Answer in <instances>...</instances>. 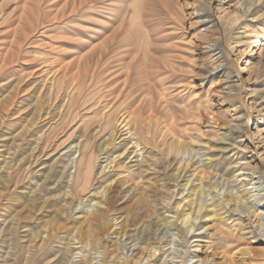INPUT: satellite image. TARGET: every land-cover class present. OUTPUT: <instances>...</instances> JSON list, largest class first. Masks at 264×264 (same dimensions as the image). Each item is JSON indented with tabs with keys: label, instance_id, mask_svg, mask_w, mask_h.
I'll return each instance as SVG.
<instances>
[{
	"label": "bare ground",
	"instance_id": "bare-ground-1",
	"mask_svg": "<svg viewBox=\"0 0 264 264\" xmlns=\"http://www.w3.org/2000/svg\"><path fill=\"white\" fill-rule=\"evenodd\" d=\"M162 1L168 6H173L177 0ZM258 11H262L264 16L262 0H248L245 11L230 13L226 19L231 24L237 23L244 17L255 15ZM105 33L101 30L93 38L79 39L87 49L79 57V61L104 53L103 49L110 37ZM18 50V47L11 43L9 49L0 52V70H3L7 60ZM49 61L50 59H46L44 63ZM37 71L35 74H40L41 78L42 72L45 71L50 76L44 77V83L40 85L41 88L39 87L36 93L39 90H44L43 93L49 90L52 93L56 86L60 87L57 91L62 92L64 83L58 84L57 75L63 70L41 66L37 68ZM221 71L219 66L205 68L204 75L210 77ZM252 71L256 74V78L261 77L264 64H253ZM168 72L171 73L168 74ZM189 74L190 70L186 69L179 80L173 82V77L178 76L175 69L172 66L165 67L160 83L156 86L147 85L143 91V97L139 95L137 99L133 97L131 100L128 97L132 94L125 93L128 84V79L125 77L117 98L107 99L103 107L98 110H91L92 107L86 108L87 113L92 111L97 113L98 123L87 134H84L83 129V133L78 135L75 141L66 144L64 146L66 151L57 157V159L63 158L61 163L65 165L59 170L50 167L47 173L44 171L47 175L41 182H38V179H32L33 188L29 191L30 194H27L28 197L25 196V205L30 212L36 206H44L51 196H46L42 188L46 186L52 172L58 170L61 174L58 177L60 179L67 177L69 186V190L66 191L67 196L62 197L64 199L63 214L56 213L51 224H48L43 231L34 233L35 235L24 249H18L19 251L14 254L15 264H186L187 259L192 260L193 264H264V250L253 245L255 241L264 244V179H260L257 187L254 182H251L252 179L241 180L240 183L245 189L240 191V184L236 185V182L240 176L248 178L244 174L245 171L236 175L235 170L227 167L222 161L220 154L211 152V149L216 147V144L212 142L217 140L214 136L215 130L225 121L224 116H221L222 112L214 109L213 99L206 100L193 92L195 90H193L192 82L188 81ZM229 83L230 87H233V82ZM83 84L84 86H70L62 92V99L57 107L53 104L49 105L43 112L40 110V98L43 93H40L34 104L35 117L32 119V124L27 125L15 135L12 147L0 162V164L3 163L0 168V200L3 196L2 190L6 188L8 191L10 188L7 186V179L12 177L9 171L13 169L11 163L16 160L15 154L18 153V148L22 147L20 145L28 139V136H31L30 128L45 118L47 122L39 129L36 138L28 139L29 152L18 161V165L24 163L23 168L30 171L33 176H43L44 172L40 173L34 166L49 146L50 137L47 136V132L57 126L54 125L56 122L60 121L59 125L71 118V111L86 99L88 100L89 96L96 95V83L93 77ZM228 93L224 101L234 100L236 95L231 93L232 96ZM251 93H256L254 99L256 106L264 110V91L252 89ZM109 95V93H102L100 98ZM50 98L51 95L47 97L49 100ZM135 104H139L141 110L133 109ZM178 110H181V113ZM1 111L0 126L5 119ZM202 120L208 123V129L203 127ZM78 127L80 125L73 131ZM240 127L242 126L238 121L228 132L222 133L220 142L229 141L235 145L238 140L242 141L239 134ZM183 132H186L190 138L183 137ZM98 135L99 139L96 143L91 141ZM193 139L195 142L191 141ZM160 142L166 145L163 156L155 155L153 151V146H157ZM241 146L246 148L245 144ZM204 156H208V162H204ZM237 158L244 159L243 154L241 153V156ZM255 166L258 167V165ZM24 173L27 175V172L24 171ZM152 175L155 177L154 181ZM258 176L262 178L263 175ZM148 178L151 180H147ZM125 184L128 188L123 198L129 199V203L121 210L114 206L115 188ZM225 186L229 189V195L227 194L225 199L219 203H206L207 194L212 189L215 190L218 187L224 189ZM74 193L80 196L82 201L84 197L80 194H84L93 201V204L87 209L83 206L77 212L76 209L75 212L72 209L68 210L65 204H69L68 199L73 198ZM232 203L238 205L233 208L228 207ZM181 205H183L182 209H180ZM170 208L172 210H169ZM254 217L256 219H253ZM15 218H17L16 215L10 219H2L0 237L6 234L5 231H8V235L16 237L15 233L18 231L19 224L16 223ZM178 221L185 226L179 228V231L186 243L191 237L189 233L201 232L194 233L192 237H199L202 240L205 238L202 246L206 249L204 255L199 254L197 250H191V245L187 253L185 252L184 258L179 260L174 259L175 256L168 260L172 253L156 256L158 250L162 251L163 247L173 243L175 235L173 232L171 234L170 230L172 226L179 227V224L176 226ZM245 221L247 223L244 224ZM60 234L62 235L59 236ZM21 241L25 242V240ZM16 244L17 242H14V246ZM199 246L198 243L193 247ZM22 247H24L23 244ZM10 256L11 254L8 255Z\"/></svg>",
	"mask_w": 264,
	"mask_h": 264
},
{
	"label": "rangeland",
	"instance_id": "rangeland-1",
	"mask_svg": "<svg viewBox=\"0 0 264 264\" xmlns=\"http://www.w3.org/2000/svg\"><path fill=\"white\" fill-rule=\"evenodd\" d=\"M247 1L177 0L173 6H168L162 0H0V52L9 49L11 43L19 49L7 60L5 69L0 70V110L3 111L1 114L5 118L0 126V162L7 156L15 135L27 125H31L35 117L34 104L44 90H39L37 93L36 91L44 83V77L50 76L45 71L42 72L41 78L40 74H35V71H40H37V68L44 66L63 70L57 75L58 84L64 83L62 92L73 85L84 86L83 83L92 77L96 83V95L89 96L88 100L86 99L71 111V118L59 125L60 121L56 122L54 125L57 126L47 132V136L50 137L49 146L34 166L40 173L44 171L47 173L50 167L59 170L65 165L61 163L63 158L57 159V157L66 151L64 147L66 144L75 141L77 136L83 133V129L84 134H87L98 123L97 113L93 111L87 113V107L98 110L103 107L107 99L117 98L125 77L128 79L125 93L132 94L128 97L129 100L133 97L137 99L139 95L143 97L146 86L149 84L156 86L160 83L164 68L172 66L178 75L173 77V82L179 80L181 74L189 69L188 81L192 82L193 90H195L193 92L206 100L213 99L214 109L222 112L221 116H224L225 121L215 130L214 136L217 140L212 142L216 144V147L212 148L211 152L220 154L222 161L227 167L235 170L236 175L245 171L244 174L248 178L240 176L236 182V185L240 184V191L245 189L240 183L241 180L252 179L251 182H254L257 187L260 179H264V110L256 106L254 101L256 93L251 92L252 89L264 91V72L261 77L256 78L252 66L264 64V16L262 11H258L255 15L244 17L237 23L231 24L226 19L230 13L245 11ZM101 30L110 36L103 49L104 53L79 61V57L87 50L79 39L93 38ZM46 59L50 61L44 63ZM58 63L62 64L58 65ZM218 66L222 69L220 73L205 77V68ZM230 81L233 82V87H230ZM58 87H54L52 93L49 90L43 93L40 98L41 112L47 110L49 105L53 104L57 107L60 104L63 93L57 91ZM102 93L110 95L101 99ZM227 93L236 95L234 100L224 101L228 96ZM48 94L51 95L50 100L47 99L50 97ZM133 109L141 110L139 104H135ZM178 112L181 113V110ZM238 121L242 126L239 129L242 141L238 140L235 145L229 141L220 142L222 133L228 132ZM46 122L47 119L43 118L33 125L30 128L31 136L27 138L35 139L37 132ZM201 124L206 129L209 128L204 120ZM78 125L80 127L73 131ZM183 137L190 138L186 132H183ZM16 139L20 140L19 137ZM28 139L20 145L22 147L18 148V153L15 154L16 157L14 156L17 162L15 160L11 163L13 169L8 170L12 176L7 179V186L10 188L8 191L6 188L2 190L0 222L4 218L10 219L16 215L15 220L17 219L16 223L19 225L15 233L17 239L8 235V231L0 237V258L3 261L0 260L1 264L8 262L15 264L14 254L19 251L18 249H24L35 235L34 233L43 231L48 224H51L56 213L63 214V198L67 196L66 191L69 190L68 178L60 179L58 176L61 174L58 170H54L47 179V187L42 188L46 196H51L50 200L44 206H36L32 212L28 210L25 199L33 188L32 179H38V182H41L47 175L44 172L43 176H33L30 171L23 168L24 163L22 165L19 162L21 166L19 167L18 161L29 152ZM98 139L99 135L91 141L96 143ZM191 141L195 142V139ZM244 144L246 148L241 146ZM165 146L161 142L153 146L154 154L163 156ZM221 147L226 149L222 150ZM241 153L244 159L237 158L241 156ZM203 160L208 162V156H204ZM2 165L3 163L0 164V168ZM260 174L263 175L262 178L258 176ZM151 177L154 181V175ZM147 180L150 181L151 178ZM126 188H128L126 184L115 188L114 206L121 210L129 203V199L123 198ZM227 194L229 195V189L226 186L224 189L223 187L212 189L207 194L206 203H219L227 197ZM80 195L85 200L82 201L80 196L74 193V197L68 199L69 204L66 203L65 208L67 207L70 211L72 209L74 212L75 209L77 212L83 206L84 209L90 208L93 201L84 194ZM173 204L175 207V203ZM236 205L238 204L232 203L228 207L233 208ZM182 207L183 205L180 209ZM229 222L232 223L231 220ZM178 224V228L172 226V231L170 230V233L173 232L175 235L173 243L163 247L162 251L158 250L156 256L172 253L168 260H171L173 256H175L174 259L179 260L184 258L191 245V250H197L199 254L204 255L206 249L202 246L205 238L202 240L199 237H192L194 233L198 234L200 231L189 233L191 237L188 236L189 243H186L179 231L185 226L179 221L176 226ZM12 239L15 240L12 241ZM14 242L18 245L14 246ZM198 243L199 247H193ZM253 245L264 250V244L261 242L255 241ZM10 254L11 256L8 257ZM189 260L187 259L186 264H193V261Z\"/></svg>",
	"mask_w": 264,
	"mask_h": 264
}]
</instances>
